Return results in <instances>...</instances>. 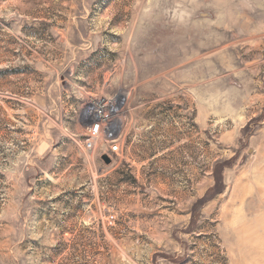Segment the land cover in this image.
<instances>
[{"label":"rangeland","instance_id":"1","mask_svg":"<svg viewBox=\"0 0 264 264\" xmlns=\"http://www.w3.org/2000/svg\"><path fill=\"white\" fill-rule=\"evenodd\" d=\"M0 264H264V0H0Z\"/></svg>","mask_w":264,"mask_h":264},{"label":"built area","instance_id":"2","mask_svg":"<svg viewBox=\"0 0 264 264\" xmlns=\"http://www.w3.org/2000/svg\"><path fill=\"white\" fill-rule=\"evenodd\" d=\"M109 123V115L106 112L97 110L95 114V119L89 127V139L86 142V147L92 149L95 144V140L100 136L105 126ZM119 145L115 144L112 146V151L118 152Z\"/></svg>","mask_w":264,"mask_h":264},{"label":"water","instance_id":"3","mask_svg":"<svg viewBox=\"0 0 264 264\" xmlns=\"http://www.w3.org/2000/svg\"><path fill=\"white\" fill-rule=\"evenodd\" d=\"M102 158L106 162V164H110L112 162V158L107 154H104Z\"/></svg>","mask_w":264,"mask_h":264}]
</instances>
